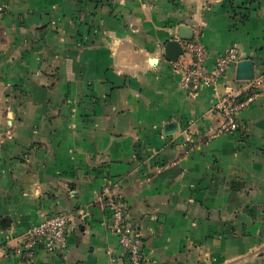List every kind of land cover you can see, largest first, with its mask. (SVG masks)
<instances>
[{"label":"crops","instance_id":"0c3cea01","mask_svg":"<svg viewBox=\"0 0 264 264\" xmlns=\"http://www.w3.org/2000/svg\"><path fill=\"white\" fill-rule=\"evenodd\" d=\"M0 0V264L24 233L71 213L67 249L32 264H110L127 255L104 188L141 234L145 264H264V90L234 134H216L237 66L191 96L165 56L197 36L207 68L238 48L264 70V0ZM181 33V37L179 36ZM188 140L198 146L185 147ZM208 140L206 143L205 141Z\"/></svg>","mask_w":264,"mask_h":264},{"label":"built area","instance_id":"2783aa9c","mask_svg":"<svg viewBox=\"0 0 264 264\" xmlns=\"http://www.w3.org/2000/svg\"><path fill=\"white\" fill-rule=\"evenodd\" d=\"M4 12L0 6V14ZM184 54L192 58V64L188 67L178 66L173 63L175 69L182 70V89L194 96L205 87H215L224 77L228 69L237 66L242 61L238 48H231L224 55L218 57L212 72L207 68L209 51L199 36L182 43ZM264 90V70L256 75L253 80L244 81L235 90L222 96L214 106L222 118L216 134H234L241 128L240 114L260 96ZM185 146L188 152H194L198 146L195 141L188 140ZM206 143L208 140L205 141ZM101 198L105 199L110 211L109 226L120 248L125 251L127 264H145L146 252L141 234L136 230L134 222L128 216V207L119 194L112 193L109 186L104 188ZM74 221L71 213H61L47 217L37 226L29 228L15 248V256L26 264H32L37 250L43 248L48 253L67 249L66 234L69 226ZM111 255L110 264H123L117 255Z\"/></svg>","mask_w":264,"mask_h":264},{"label":"water","instance_id":"95a60500","mask_svg":"<svg viewBox=\"0 0 264 264\" xmlns=\"http://www.w3.org/2000/svg\"><path fill=\"white\" fill-rule=\"evenodd\" d=\"M181 37V33H179ZM184 55V49L177 40H172L166 44L165 56L172 63H177L179 58ZM256 76L255 64L251 60H244L237 64V80L249 81Z\"/></svg>","mask_w":264,"mask_h":264},{"label":"trees","instance_id":"16d2710c","mask_svg":"<svg viewBox=\"0 0 264 264\" xmlns=\"http://www.w3.org/2000/svg\"><path fill=\"white\" fill-rule=\"evenodd\" d=\"M258 1L259 0H236L235 3L231 4L232 12L239 21H245L250 16L251 8L257 4Z\"/></svg>","mask_w":264,"mask_h":264}]
</instances>
